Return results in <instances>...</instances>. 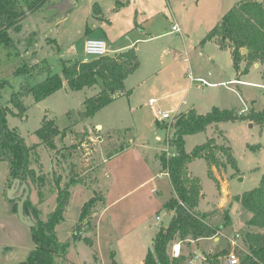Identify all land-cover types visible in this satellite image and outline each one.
<instances>
[{
	"label": "rangeland",
	"instance_id": "obj_1",
	"mask_svg": "<svg viewBox=\"0 0 264 264\" xmlns=\"http://www.w3.org/2000/svg\"><path fill=\"white\" fill-rule=\"evenodd\" d=\"M238 1L47 0L21 22L20 33L11 36L15 50L0 47V79H8L0 90L3 105L8 104L12 92L21 85L28 82L36 85L48 75H60L62 61L82 62L83 44L88 37L104 39L117 47L135 41L139 67L124 82L129 94L121 93L93 117H84L83 102L100 87L70 91L65 82L59 91L39 103L26 97L23 115L7 116L8 126L17 129L28 146L40 143L34 132L44 116L60 129L71 127L66 138L56 139L60 151L57 157L39 144L32 168L48 174L52 184L60 176L61 185L70 181L69 172L74 169L78 180L90 184V187L77 184L71 191L63 219L55 230L59 242L68 243L69 247L55 258V264H111L112 253L117 264H141L152 250L156 230L166 227L173 215L163 209L173 192L159 164L162 151L172 149L166 146L165 124L157 121V111L179 114L191 108L199 114L209 113L213 108L234 109L240 114H247L250 109L264 111L263 67L253 64L247 74L236 77L229 51L212 42L200 45L206 33ZM174 24L180 33L171 32ZM31 33L34 42L29 49L26 42ZM22 59L33 65L29 75L12 76ZM188 72L215 85L198 87L193 82L190 87L185 75ZM240 79L251 84H243ZM232 80L236 81L228 82ZM151 99L156 102L153 107L148 106ZM212 137L219 143H229L239 174L233 175L232 169L227 170L228 174L213 169L217 188L207 177L203 160L191 162L188 170L191 176L200 179L201 193L206 198L199 202L197 210H216L213 221L218 223L221 213L230 206L232 195L254 189L261 180L264 127L248 121L218 123L187 136L185 149L189 152ZM120 145L125 147L122 152L109 159L105 157L106 151L112 153ZM255 145L261 148L257 151L247 148ZM94 176L96 180L91 184ZM12 183L6 162H0V264L23 263L35 247L30 228L17 217L14 197L17 193L12 195L13 200L8 199L7 190ZM97 192L103 196V204L79 225L81 207ZM29 198L39 209L42 220L55 207V195L39 203L37 190L32 188ZM229 209L236 221L221 230L231 238L244 232L250 214L240 206L237 211ZM75 228L81 237L92 239V247L83 240H73ZM223 237L201 241L197 246L184 243L182 252L189 257V264H199L203 258L201 251L212 254L230 248ZM238 243L244 249L239 240ZM175 245L179 244L169 248L172 256Z\"/></svg>",
	"mask_w": 264,
	"mask_h": 264
},
{
	"label": "trees",
	"instance_id": "obj_2",
	"mask_svg": "<svg viewBox=\"0 0 264 264\" xmlns=\"http://www.w3.org/2000/svg\"><path fill=\"white\" fill-rule=\"evenodd\" d=\"M47 0H0V47L6 50H15L13 34L21 31V22L29 15L39 10ZM33 33L27 39V46L32 49ZM212 42L221 50L229 51L231 64L236 77L248 73L251 65L258 63L264 70V0H240L230 10L221 16L218 23L210 29L200 45ZM246 49L245 55L242 54ZM21 66L12 76H27L33 65H27L23 59ZM60 75H48L36 85L26 83L19 90L12 92L8 104L0 105V162H6L9 176L15 180L25 182L30 192L37 190L39 203H43L52 195L56 202L54 209L48 213L45 220L40 218L39 209L27 199L24 213L32 218L34 227L30 228L34 249L30 251L25 262L20 264H55V258L66 253L69 244L59 242L56 235V226L62 221L63 214L71 199V191L75 185H87L86 180H78L74 169L70 170V181L61 185V178L57 176L54 184L48 174L42 170L32 168L33 161L38 158L39 144L60 154L56 146V139L67 137L71 127L60 129L55 122L44 116L41 126L34 132L40 143L28 146L17 129L7 124L8 115H23L26 111L24 99L31 97L33 103H39L59 91L65 82L70 91H80L99 86V91L84 100V117H93L97 111L110 104L121 93L125 92L124 82L139 67V61L134 48L91 58L86 62L70 63L62 61ZM243 66V67H242ZM8 80V79H7ZM6 79H0V90L8 84ZM248 121L264 127V111L250 109L247 114H240L234 109L213 108L209 113L199 114L194 109L180 113L174 123V132L169 146L175 156L166 158L164 152L159 157L163 172L167 173L173 195L163 204V209L173 213L166 227H158L152 240V250H149L141 264H185L187 257L184 254L172 256L169 248L173 244L198 245L199 241L219 238L223 228L232 225L230 206L226 208L215 223V211L201 213L197 210L203 195L198 177L189 174L188 166L195 160H203L206 164V174L216 187L218 180L214 177L213 169L227 173L232 169L233 175H238L237 161L227 141L219 143L215 137L208 138L191 151L185 149V138L190 135L204 132L207 127L222 122ZM71 149L75 146H71ZM124 145L114 149L112 153L106 151L107 159L124 150ZM251 151H257L261 145L247 146ZM63 157V156H61ZM230 175L229 177H232ZM92 182L96 177H92ZM104 198L100 192L86 201L80 210L79 225L88 218L98 205L103 204ZM231 203L250 214L245 221L244 232L239 242L244 249L234 250L237 264H264V171L257 187L234 195ZM78 227V226H77ZM78 228L72 230L73 240H83L89 247L93 246L91 238L78 235ZM223 236V235H221ZM234 236V235H233ZM224 239H227L225 236ZM229 242V241H228ZM230 245V244H229ZM230 248H221L212 254H203L204 260L199 264H226ZM192 256L194 255L193 252ZM111 264H117L114 253L111 254Z\"/></svg>",
	"mask_w": 264,
	"mask_h": 264
},
{
	"label": "built area",
	"instance_id": "obj_3",
	"mask_svg": "<svg viewBox=\"0 0 264 264\" xmlns=\"http://www.w3.org/2000/svg\"><path fill=\"white\" fill-rule=\"evenodd\" d=\"M171 31L174 33H180V29L176 24H174L172 26ZM83 51H84V55H85L83 62H86L89 57L99 58V57L106 56V55H108V52H109L106 42L102 39H97V38L86 39L84 41V44H83ZM186 76L189 78L190 86H192L193 82H197L198 87L199 86L211 87L214 85V84L209 83L204 78H199V77L194 78V76L190 72H188V74ZM223 84H225V83H222V85ZM155 103H156L155 100H151L149 102V106L153 107ZM178 115L179 114L177 111H174L172 113L171 112L157 111V117H156L157 121L161 124L162 123L165 124V129H166L165 143H166V146H168V147H170L169 141H170V138L172 137V134L174 132V123L176 122ZM163 152H164L166 158H170V157L175 156V153L173 151H169L168 149H166ZM158 219L159 218L157 217V220ZM219 235H221V234L219 233ZM239 239H240V235L238 233H235L233 237L228 238V241L230 244V252L226 258V264H237V257L234 253V250H236V249L242 250L241 246L238 243ZM173 250H174L173 255L177 256L179 253V247L176 250V245H175V246H173ZM203 260H204V258L200 259L199 261L202 262Z\"/></svg>",
	"mask_w": 264,
	"mask_h": 264
},
{
	"label": "water",
	"instance_id": "obj_4",
	"mask_svg": "<svg viewBox=\"0 0 264 264\" xmlns=\"http://www.w3.org/2000/svg\"><path fill=\"white\" fill-rule=\"evenodd\" d=\"M247 52L246 49L243 50L242 54L245 55ZM100 128V126H98ZM17 193L14 197L17 199L16 201V213L19 221L29 227L32 228L34 227V222L30 216H26L24 214V205L27 199L29 198L30 195V188L29 186L25 183L22 182L19 179L13 180V183L11 187L7 190V195L9 200H13V194Z\"/></svg>",
	"mask_w": 264,
	"mask_h": 264
},
{
	"label": "crops",
	"instance_id": "obj_5",
	"mask_svg": "<svg viewBox=\"0 0 264 264\" xmlns=\"http://www.w3.org/2000/svg\"><path fill=\"white\" fill-rule=\"evenodd\" d=\"M125 1H127L128 3H130V2H134L135 0H125ZM172 28V27H171ZM212 29V28H211ZM172 32V31H171ZM89 38V37H88ZM88 38H86V39H88ZM85 39V40H86ZM84 40V41H85ZM102 40H104V39H102ZM105 41V40H104ZM106 42V44H107V48H108V55H113V54H115V53H118V52H122V51H125V50H127V49H129V48H134L135 49V51H136V45H134V42H131V43H128V44H126V45H124V46H112L111 45V43H109L108 41H105ZM255 65V67H258V66H261L260 64H254ZM185 75H187V73L185 74ZM208 76H210V74H208ZM200 77V76H199ZM127 79V78H126ZM236 80H232V81H228V82H235ZM240 82L241 83H243V84H248V85H250L251 83H248V82H245V81H241V79H240ZM221 83H223V82H221ZM211 84H214V83H211ZM215 85V84H214ZM217 85V84H216ZM254 86H257V85H255V84H253ZM190 86V85H189ZM191 87V86H190ZM125 92H128V91H125ZM129 94V93H128ZM152 100V99H151ZM148 106H149V103H148ZM192 109V108H191ZM249 110V109H248ZM188 111V110H187ZM179 114V113H178ZM160 164V163H159ZM161 167V166H160ZM189 167V166H188ZM189 169V168H188ZM190 171V170H189ZM163 172V171H162ZM166 173V172H165ZM166 175H167V173H166ZM232 196H234V195H232ZM206 197V196H205ZM204 200H206V198L204 199V197L200 200V201H204ZM199 201V202H200ZM237 207H238V205L237 204H232L231 205V202H230V208H231V210H232V208L235 210V211H237ZM212 210V208H210V209H207L206 211H199V212H201V213H204V212H208V211H211ZM157 217L158 216H156V220H157ZM236 217V216H235ZM235 217H233V215H232V212H231V220H232V226L234 225V222L236 221V218ZM247 220V219H246ZM245 220V221H246ZM225 232L222 230L221 232H220V234L221 235H223V236H225L226 238H229L227 235H225L224 234ZM232 233H234V232H232ZM227 234V233H226ZM215 241H217L218 240V238H215L214 239ZM201 241H199L198 243H200ZM194 245V244H193ZM178 247H179V253H178V255L179 254H184L183 252H182V248H181V244H179V245H177ZM196 252V251H195ZM193 257H195L194 255H193ZM191 261V260H190ZM189 262V260H186V262H185V264L186 263H188ZM189 264V263H188Z\"/></svg>",
	"mask_w": 264,
	"mask_h": 264
},
{
	"label": "bare ground",
	"instance_id": "obj_6",
	"mask_svg": "<svg viewBox=\"0 0 264 264\" xmlns=\"http://www.w3.org/2000/svg\"><path fill=\"white\" fill-rule=\"evenodd\" d=\"M178 249V247L176 246V250Z\"/></svg>",
	"mask_w": 264,
	"mask_h": 264
},
{
	"label": "flooded vegetation",
	"instance_id": "obj_7",
	"mask_svg": "<svg viewBox=\"0 0 264 264\" xmlns=\"http://www.w3.org/2000/svg\"><path fill=\"white\" fill-rule=\"evenodd\" d=\"M16 201H17V200H16ZM16 201H15V202H16ZM13 203H14V201H13Z\"/></svg>",
	"mask_w": 264,
	"mask_h": 264
}]
</instances>
